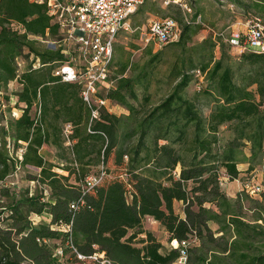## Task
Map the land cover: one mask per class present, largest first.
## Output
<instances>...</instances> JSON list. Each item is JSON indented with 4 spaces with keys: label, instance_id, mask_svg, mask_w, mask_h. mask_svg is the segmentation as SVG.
<instances>
[{
    "label": "trees",
    "instance_id": "16d2710c",
    "mask_svg": "<svg viewBox=\"0 0 264 264\" xmlns=\"http://www.w3.org/2000/svg\"><path fill=\"white\" fill-rule=\"evenodd\" d=\"M249 8L264 19V2ZM180 24L177 42L155 55L146 49L149 61L137 76L129 58L114 60V84L100 96L127 113L102 108L90 122L82 85L55 75L69 63L66 47L42 44L64 38L47 6L0 0V94L17 83L12 95L21 111L5 121L0 101V197L10 199L0 200V264H54L68 254L63 247L75 264H180L182 251L184 264H264V192L253 198L243 189L230 198L222 188L225 177L239 179V164L248 172L264 160V53L233 56L219 37L205 39L198 51L189 45L202 27ZM175 47L181 54L167 80L172 91L155 105L152 68ZM21 59L31 60L23 71ZM197 70L207 85L191 96ZM65 123L74 126L71 146ZM44 146L55 149L56 162L40 154ZM18 167L38 170L33 181L49 194L13 192L5 182L19 175ZM175 202L183 203L184 217ZM44 214L49 224L36 225L31 216ZM146 217L178 246L167 248L144 230Z\"/></svg>",
    "mask_w": 264,
    "mask_h": 264
},
{
    "label": "rangeland",
    "instance_id": "374dc122",
    "mask_svg": "<svg viewBox=\"0 0 264 264\" xmlns=\"http://www.w3.org/2000/svg\"><path fill=\"white\" fill-rule=\"evenodd\" d=\"M186 2L188 3L191 8L193 14L192 20L194 18L202 15V23L200 24H194V26H200L202 27L197 35L193 38V44H190L189 46H195L198 51H200V46L202 41H204L207 38L216 39V35L220 32H231L233 30L236 31H245L246 30V24L248 22H256L260 21L261 24L264 25V19L263 17H257L256 14L253 13V11L249 8L250 6H254L255 4H261L264 2V0H237L238 2H241L245 8L239 6L237 4V1L234 2L233 0H172L169 5L166 4V0H149L146 4H144L141 8L138 9L135 17H132L131 21V27L134 29L133 32H126L123 31L119 34L117 41H116V54L115 59H117L121 56L124 58H129L131 62L134 64V66H137V68L134 70L135 76L142 71L144 65L149 61V56L146 54L148 48H152V55H155V53L164 50L167 46H156L155 44L146 45L144 42L145 34L148 32V26L151 22L154 20H163L166 18H173L177 20L179 23L181 21L184 22V15L185 12H183L182 8L178 3ZM135 28H139L138 31H135ZM42 44L46 47L55 48L59 45L55 42H51L49 40L42 41ZM62 47H67L66 51L69 53L71 51V48L76 47L73 46L70 43L62 42L60 44ZM193 50V48H192ZM194 51V50H193ZM77 52V51H76ZM192 52V51H191ZM230 54L233 56H238L239 52L237 49H234L233 47L229 50ZM181 54V48L175 47L171 49L170 51H166L163 56V61H161L159 64L155 65L154 68H152L151 74L154 75V80L151 83V86L149 88V94L152 98V103L156 105V103L162 101L167 95L171 93L172 85H169L167 82L169 72L171 70V67L175 61V58L177 55ZM220 55V51L217 50V56ZM113 60V61H114ZM30 61H27L26 59H21L19 63L21 71L25 70L28 65L30 64ZM77 63H81L79 59L76 60ZM115 63V62H114ZM114 74V68L112 69L111 76ZM130 75V73H128ZM207 84L205 83L204 86ZM113 86V85H112ZM18 88L17 83H13L9 87V91L6 93L0 94V101L2 102V116L5 117V121L9 120L10 118H18V116L21 115V111L17 110L15 108L16 104V98L12 95L13 91H16ZM108 88L106 85H102L100 92L105 93ZM198 89L196 88V82L194 81L190 87L188 88L189 95L193 96ZM10 96V101H6L4 96ZM154 106V105H153ZM106 109L109 111H112V113H115L117 115L126 114L127 111H125L122 107H119L118 105H115L111 101H109L106 104ZM202 111L205 116H207L210 112V109L208 107H203ZM221 137H223L225 140L228 138L229 134L227 133V130L225 127H222V133ZM247 156H250L251 151L249 148H244L243 150ZM55 149L52 148V151L49 152L50 156H47L46 158L51 161H57ZM255 169L248 171L249 165L247 164H239L238 168L245 170L244 175L242 176L244 180L249 183H256L259 184L261 187L264 186V161L258 160L256 163H254ZM100 166H97L96 168H92V173L94 175H97L100 172ZM59 174L61 175H67L68 173H64L61 170L55 169ZM179 172V169H177ZM39 171L30 169L29 171H23L20 170V173L17 177L14 179H9L5 183L12 187V191L20 195L21 193L26 192L27 190L30 192L31 196L40 194L42 191H47V188L44 186L39 185L36 181H33V177L35 174H37ZM225 170H221V175L225 176L224 174ZM223 180L222 188L225 190V193L230 198H236L237 192H240L244 188V181L242 179L237 180L236 182H231L227 179ZM12 181V182H11ZM71 182L73 183L74 180L72 179ZM13 183V185H11ZM0 189H2V185H0ZM1 194V193H0ZM253 198H260L258 196L250 195ZM1 203L3 205L7 204L9 205L10 199L0 197ZM183 203L181 202H175V211L176 213L181 214L182 217H184L183 213ZM34 223L37 225L41 222L45 224H49L50 219L47 217L46 214L38 216V215H32L31 216ZM143 229L151 232L156 240L162 244H164L167 248H176L178 245L174 244V242H169V234L164 229L161 224L156 222L151 217H146L143 221ZM51 246L54 245L56 247L62 248L61 242L59 240H52L50 242ZM64 251L68 252V254L61 259H58L57 262H54V264H75L70 261L71 253L69 252V249L66 250V247H63ZM103 256V255H102ZM25 264H31L30 261L25 260ZM85 264H93L91 262H85Z\"/></svg>",
    "mask_w": 264,
    "mask_h": 264
},
{
    "label": "built area",
    "instance_id": "2783aa9c",
    "mask_svg": "<svg viewBox=\"0 0 264 264\" xmlns=\"http://www.w3.org/2000/svg\"><path fill=\"white\" fill-rule=\"evenodd\" d=\"M40 5L47 6L48 15L59 27L63 34L62 42L76 47L71 51H63L69 58V63L55 72L62 81L80 83L82 85V98L91 111L90 122L100 118L102 108H106L108 99L101 98L102 85L112 87L114 80L111 72L114 65L116 41L123 31L133 32L131 19L139 8L149 0H31ZM166 4L172 0H166ZM185 12L184 24L202 23V15L194 18L191 6L182 1L178 3ZM245 31L220 32L216 36L227 43L230 48L238 50V54L247 52L264 53V25L260 21L248 22ZM139 29H135L138 31ZM181 24L169 17L163 20H154L148 26L144 42L146 45L167 46L177 42L182 34ZM61 46V45H59ZM62 47V46H61ZM77 51V52H76ZM80 60V64L76 60ZM197 78L196 88L202 90L205 84V75L199 70L194 71ZM109 90V89H107ZM41 114V110L38 111ZM74 126L65 123L63 139L67 146H71ZM21 152V151H20ZM264 161V160H263ZM20 170L18 167L17 171ZM90 183H97V179L89 178ZM1 185V184H0ZM13 185V183H11ZM249 195L260 196L264 192L256 183H249L243 188ZM74 207V206H73ZM186 246V244L184 243ZM186 253L182 251L180 264L186 262Z\"/></svg>",
    "mask_w": 264,
    "mask_h": 264
},
{
    "label": "crops",
    "instance_id": "0c3cea01",
    "mask_svg": "<svg viewBox=\"0 0 264 264\" xmlns=\"http://www.w3.org/2000/svg\"><path fill=\"white\" fill-rule=\"evenodd\" d=\"M133 17H135V15H134ZM131 21H132V19H131ZM135 29H139V28H135ZM235 31H236V30H235ZM52 148H53V147H51V146H50V147H49V146H44V147L42 148V150L40 151V154H41L46 160H48L46 157H47V156H50V155H49V152L52 151ZM49 161H50V160H49ZM239 170L241 171V174H240V176H239V179H242V178H243L242 176L244 175L245 170H242V169H239ZM239 179H236V181L239 180ZM236 181H235V182H236ZM237 193H238V192H237Z\"/></svg>",
    "mask_w": 264,
    "mask_h": 264
}]
</instances>
